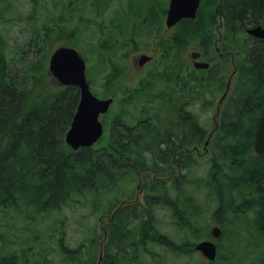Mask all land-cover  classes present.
Wrapping results in <instances>:
<instances>
[{"label": "trees", "instance_id": "obj_1", "mask_svg": "<svg viewBox=\"0 0 264 264\" xmlns=\"http://www.w3.org/2000/svg\"><path fill=\"white\" fill-rule=\"evenodd\" d=\"M33 2L35 16L39 0ZM221 14L223 34L232 43L222 48L234 55L237 70L209 141L213 150L209 148L207 184L217 193L215 215L253 210L258 231L264 236V152L258 155L254 151L256 127L264 111V38L246 33L249 27H264V0H222ZM210 21L199 17L186 26L191 42L205 37L203 50L211 63L209 69L191 68L188 79L176 75L177 71L166 73L158 85L143 80L126 87L118 82L117 96L113 81L105 80V94L116 96V108L113 103L103 116L105 131L96 145L75 151L65 135L80 100L79 87L43 88L48 73L38 46V28L23 53L34 50L40 55L18 60L8 59L0 32V208L26 205L38 212L58 210L77 195L103 193L129 175L151 169L166 175L175 172L176 166H193V146H200L208 137L199 117L187 107L202 101L203 107L209 108L212 100L207 97L211 95L214 103V94L224 87L226 79L224 70L217 68V59L223 57L212 46L216 19L212 24ZM142 100L145 104L141 108ZM136 109L138 114L131 123L129 116ZM183 158L185 162H179ZM146 186L155 189L167 187V183L148 178ZM147 201L149 205L154 202ZM110 207L115 208L116 203ZM178 225L191 226L184 222ZM120 228L113 224L112 240ZM158 233V241L166 243L162 241L166 237ZM157 235L154 231L153 236ZM171 244L170 249L179 252L192 251L194 246ZM71 252L74 258L80 250ZM2 256L0 264H18L15 254ZM101 264L109 263L105 259Z\"/></svg>", "mask_w": 264, "mask_h": 264}, {"label": "rangeland", "instance_id": "obj_2", "mask_svg": "<svg viewBox=\"0 0 264 264\" xmlns=\"http://www.w3.org/2000/svg\"><path fill=\"white\" fill-rule=\"evenodd\" d=\"M111 1L113 5L105 16H101L100 9L109 5L110 0H39V10L33 16V0H0V32L5 40V53L8 59L18 60L29 56L36 58L37 55L44 54L43 61H45L47 72L49 56L55 46L60 43L74 46L88 62L87 77L93 92L99 96H107L103 83L112 67L110 59L121 68L125 65L129 67L128 61L135 55L133 46L122 47L120 44L125 37H136L133 27L127 29L122 22L124 20H120L118 0ZM134 3L145 4V0H134ZM118 24L121 26L117 27ZM35 28L39 29L38 46L43 50L40 54L34 50L23 53L25 45L31 41ZM103 30L106 32L101 36ZM224 31L223 28L214 29L213 40L219 39ZM47 33L49 36L46 35ZM47 38V42L43 44ZM107 39L112 43L106 42ZM136 41L141 47L152 52L148 47H154V35L150 37L137 35ZM102 44L108 48H101ZM231 44L225 39L224 45L230 47ZM111 45L116 47L111 48ZM192 50L190 49L189 52L191 53ZM125 53H128L127 59L124 58ZM234 66L235 63L232 64L228 57L218 58L217 68L224 70L226 79L224 87L214 94V103L213 97L209 95L207 98L212 100L209 108H204L202 101H197L190 108L187 107L199 117L200 123L207 130L206 139L217 124L218 103ZM134 78L135 74L130 69L127 80L132 82ZM42 84H44L43 88H59L57 82L50 76L44 77ZM129 86L132 87L134 84ZM120 95L123 97L125 92H120ZM116 104L117 102L114 107ZM144 104L145 100H142L141 108ZM135 111L138 114V110ZM209 148L210 151L213 150L209 146L206 151ZM199 150L202 155L194 151L196 162L183 170L185 174L183 178L175 177L174 180L165 181L168 182L167 186L174 198L178 195L187 201L183 206H189L191 209L188 213L191 216V226H179V220H176L169 208L158 206L154 209V216L159 232L177 244L194 245L205 238L215 240L211 235V228L219 224L223 232L215 240L217 244H220L218 254L220 257L216 261L217 264H262L264 236L258 231L255 211L228 216L215 215L219 206L217 193L207 184L212 154L204 153L203 144L200 145ZM177 171L180 172L176 168L174 175ZM152 173L147 171L129 175L120 180L118 186L109 188L103 193L86 192L77 195L68 205L58 210L38 212L26 205L19 207L8 205L0 208V259L2 255L15 254L18 264H98L100 255L106 252V244L110 236L109 234L107 236L105 231L107 229L110 233L111 225L108 221L115 208L111 209L109 206L114 203L118 206L129 193L138 201L137 204L142 205L144 195L140 193L138 187L142 185L149 188L146 186L148 178L150 182L166 180L154 179ZM182 173L180 172V175ZM178 185L183 187V192L177 193L173 188ZM188 197H190L189 202ZM220 219L226 222H219ZM139 225L140 222L136 219L128 220L127 240L120 243L118 247L115 245H112V248L109 247L110 253L116 254L120 264L198 263L199 260L194 252L172 251L170 247L156 241L149 242L145 248H135L134 242L137 240ZM72 249H79L80 253L77 252L79 256L74 255L75 260H68L67 255L73 254ZM125 251L126 254H124Z\"/></svg>", "mask_w": 264, "mask_h": 264}, {"label": "flooded vegetation", "instance_id": "obj_3", "mask_svg": "<svg viewBox=\"0 0 264 264\" xmlns=\"http://www.w3.org/2000/svg\"><path fill=\"white\" fill-rule=\"evenodd\" d=\"M117 3L120 4L119 6L120 20L121 21L124 20L122 22H124L126 28L129 29V27L131 28L133 27V31L136 37L137 35L138 37L139 36L150 37L154 35L155 44L154 47L153 46L148 47L152 50V52H149L147 48L141 47L138 44V41H136V37L134 38L132 36H128V38L125 37V39H123V41L121 42L122 44L120 45L122 47L132 45L133 46L132 50L135 53V55H133L129 59L128 61L129 67L128 65H125L121 68L117 64L113 63V61L110 59L112 67L108 75L105 76V79L106 80L110 79L113 81V89L114 91H116V93H117L118 82L123 83L126 87H128L129 84H134L135 86L143 80L155 81L156 85H158L162 83L160 79L163 78L166 73L174 74L175 71H177L176 75L178 76L182 75L183 78L188 79L190 77L191 68H196L194 65L196 59L192 57L193 51H198L200 53L197 60L209 61L208 57L206 56L203 50L206 46L205 37H202V39L199 40L198 42H191L190 30L186 28L188 23H190L191 20H195L199 17L204 21L206 19H210L211 24L214 22L213 20L216 19L214 25L212 26V31L214 29L217 30L224 28L223 27L224 18L221 14L222 0H200V6L198 8L197 17L195 19L183 18L173 26H168L167 24V18L169 15L171 0H145V4H141V3L135 4L134 0H118ZM111 5L113 4L112 1L110 0L109 5L105 7L103 6L100 9V15L105 16V13L108 12ZM118 26L121 25L118 24L117 27ZM101 32L102 33L100 35L102 36L103 34H105L106 31L104 32L103 30ZM46 35L49 36L48 34ZM47 40L48 38L43 42V44H45ZM224 41H225V35L222 33L219 39L213 40L212 46L214 47L215 52H217L219 56L228 57L229 59H231V63L233 64L234 55L232 53H229L228 51L226 52L223 51L222 47L224 46ZM59 45H66V44L60 43ZM59 45L55 46L54 49ZM100 47L103 49L105 47L108 48V46H105V44L100 45ZM115 47L116 45H111V48H115ZM190 49H193L191 53L189 52ZM189 53L190 55H188ZM127 57H128V53H125L124 58L127 59ZM87 67H88V62H87ZM130 69H132L135 74V78L132 81L134 83L127 80L128 71ZM236 70H237V66L235 65L234 69L229 74V79L232 78L233 80ZM49 76L50 78L54 79V81H56V78L52 74H48V77ZM109 96H111V94L107 96H99V97H109ZM116 96L114 95V103L116 101ZM128 96H130V94H128ZM136 103L137 101H135L133 105H135ZM131 113L132 115L129 116V121L132 123L137 114L135 110H132ZM105 114L101 116L102 120ZM130 131H134V129L132 128ZM128 132L129 131H127V133ZM203 147H204V153L209 152V150L206 151V149H208V146H206V140H204ZM199 148L200 146L194 145L193 152L196 151L198 155H202V152H200ZM185 160L186 159L183 158L179 162H185ZM176 168L183 173L180 175V172L177 171V174L175 175H174L175 172L166 175H159L157 171H154L152 169L145 170L142 172L152 171L153 172L152 177L154 179H166L161 181H168V179L174 180L175 177L183 178V176H185L183 170L188 169L189 167H183L182 165H179L176 166ZM173 188L177 191V193L179 191L183 192V187L179 185L178 187H173ZM138 190L140 191V193L142 192L144 195L143 197L144 203L142 205L137 204L138 201L132 198V196H130L129 193L128 195H126V198H124L121 201V203L115 207V209L113 208L114 210L111 213V216L108 221L111 225L110 233L107 229L105 231L107 236L108 234L110 235L109 240L107 241L106 244V252H104V254L102 253L103 257L101 260H99L98 264H101L105 259L108 261L109 264H120L117 261L116 254L110 253L109 247H111L112 245L118 247L120 243L122 244L127 240L126 234L128 235V232H126V225L128 223V220L130 219H136L137 221L140 222L139 230L137 231V240L134 242L135 248H139V247L145 248L146 245L151 241L160 242L161 244L170 247L172 245L171 239L166 238V240L164 239L162 240V241H166V243L158 241L159 230L154 216L155 207L160 206L164 208H169L172 211V214L176 218V220H179V222L190 224L191 216L188 215V213L191 209L189 208V206L188 207L183 206L187 203V201L181 199V197H179L178 195L176 198H174V196L170 194L169 186L151 189L140 185L138 187ZM147 199H151L154 202L151 205H149ZM182 200L183 202H181ZM189 200L190 197H188V202ZM120 209H122V211L120 214L118 213L117 215V211H119ZM142 213H144V218H142ZM149 213L151 217H149ZM218 221L220 222V220ZM113 224H119L121 227L120 228L121 231H119L120 234H116L114 240L111 239V231ZM216 225L219 224L213 225L212 228ZM154 231H156L158 234L155 237L153 236ZM206 239L213 240L211 238H205V239H201L200 241ZM215 240L213 241L217 244ZM198 242H196L192 247L193 250L189 251V253L194 252L195 256L197 257V260H199L198 263L196 264H217L216 261L220 257L218 255L220 244H217L216 258L214 260H210L204 255L203 252L195 249V246L197 245ZM188 245L190 246L191 244ZM124 254H126V251L124 252ZM67 258L68 260L71 259L75 260V258H73L72 255L71 256L67 255Z\"/></svg>", "mask_w": 264, "mask_h": 264}, {"label": "water", "instance_id": "obj_4", "mask_svg": "<svg viewBox=\"0 0 264 264\" xmlns=\"http://www.w3.org/2000/svg\"><path fill=\"white\" fill-rule=\"evenodd\" d=\"M200 0H171L168 26H173L183 18L197 17ZM247 33L257 38H264V27L257 25L247 28ZM200 53L192 52V57L196 59V68H209L210 62L197 60ZM48 74L56 78L57 85L64 87L76 85L80 89V100L73 116L71 125L66 132L65 141L73 149L78 150L85 146H94L104 135L105 127L101 116L107 113L114 103V96L99 97L91 88V83L87 78V61L80 51L70 45H59L51 55L48 66ZM232 78H230L226 90L218 104V113L222 101L226 98ZM211 135V134H210ZM209 139L206 141V146ZM254 151L260 155L264 152V111L262 112L255 133ZM214 238L222 235V228L216 225L211 230ZM196 250L214 260L217 256V244L213 240H202L195 246ZM103 255H100V260Z\"/></svg>", "mask_w": 264, "mask_h": 264}, {"label": "bare ground", "instance_id": "obj_5", "mask_svg": "<svg viewBox=\"0 0 264 264\" xmlns=\"http://www.w3.org/2000/svg\"><path fill=\"white\" fill-rule=\"evenodd\" d=\"M58 24V23H57ZM59 29V28H58ZM120 30V29H119ZM119 33V31H118ZM48 34V33H47ZM49 35V34H48ZM47 37V36H46ZM54 37V36H53ZM58 37V36H57ZM65 40V39H64ZM168 47V46H167ZM179 49V48H178ZM183 49V48H182ZM207 51V50H206ZM205 52V51H204ZM44 55V54H43ZM50 57V56H49ZM44 65V64H43ZM199 73V72H198ZM45 75V74H44ZM110 111V110H109ZM73 150V149H72ZM75 151V150H74Z\"/></svg>", "mask_w": 264, "mask_h": 264}]
</instances>
